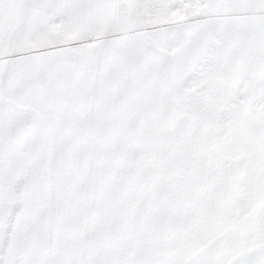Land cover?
Masks as SVG:
<instances>
[{"label": "snow or ice", "instance_id": "1", "mask_svg": "<svg viewBox=\"0 0 264 264\" xmlns=\"http://www.w3.org/2000/svg\"><path fill=\"white\" fill-rule=\"evenodd\" d=\"M0 264H264V0H0Z\"/></svg>", "mask_w": 264, "mask_h": 264}]
</instances>
